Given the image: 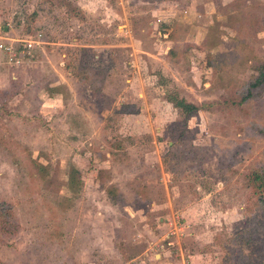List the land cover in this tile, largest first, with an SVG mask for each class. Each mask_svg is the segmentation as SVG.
Segmentation results:
<instances>
[{"label": "rangeland", "instance_id": "1", "mask_svg": "<svg viewBox=\"0 0 264 264\" xmlns=\"http://www.w3.org/2000/svg\"><path fill=\"white\" fill-rule=\"evenodd\" d=\"M0 43V264H264V0H0Z\"/></svg>", "mask_w": 264, "mask_h": 264}, {"label": "trees", "instance_id": "2", "mask_svg": "<svg viewBox=\"0 0 264 264\" xmlns=\"http://www.w3.org/2000/svg\"><path fill=\"white\" fill-rule=\"evenodd\" d=\"M149 1H159V0H149ZM173 49H168L166 56L170 57L173 54ZM208 56V55H206ZM245 64L247 70L250 71V75L247 80L242 84V100L248 99H259L260 93H264V61L260 60L254 50H248L245 57ZM158 84L160 86H166L167 81H165L160 75H158ZM167 88V87H166ZM164 100L174 109L180 110L185 118L195 115L199 110L204 109L205 104H194L191 103L181 96H179L178 91L174 86L165 90L163 95ZM33 167L35 172L44 173L45 166L40 163L33 162ZM107 174L105 169H97L96 171V180L99 187L103 188L104 176ZM248 184L254 195H256L259 200L264 201V165L260 166L254 172H251L248 175ZM66 190L69 194V197H66L59 204L60 209L67 208V202L71 200L72 197L77 196L81 187H82V176L80 172L72 166L71 174L66 180ZM104 189V188H103ZM105 193L111 197H115V189L112 186H109L107 189H104ZM13 217L11 215L10 207L0 202V232L4 234H10L15 232Z\"/></svg>", "mask_w": 264, "mask_h": 264}, {"label": "built area", "instance_id": "3", "mask_svg": "<svg viewBox=\"0 0 264 264\" xmlns=\"http://www.w3.org/2000/svg\"><path fill=\"white\" fill-rule=\"evenodd\" d=\"M34 43V41H26L25 46L26 48H31V45ZM0 51H2L7 57L8 61H12V58L14 56L13 49L11 45H6L4 43H0Z\"/></svg>", "mask_w": 264, "mask_h": 264}]
</instances>
